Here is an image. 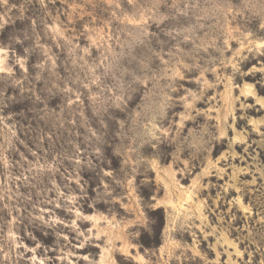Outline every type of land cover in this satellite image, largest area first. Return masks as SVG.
I'll return each mask as SVG.
<instances>
[{
    "label": "rangeland",
    "instance_id": "rangeland-1",
    "mask_svg": "<svg viewBox=\"0 0 264 264\" xmlns=\"http://www.w3.org/2000/svg\"><path fill=\"white\" fill-rule=\"evenodd\" d=\"M0 264H264V0H0Z\"/></svg>",
    "mask_w": 264,
    "mask_h": 264
}]
</instances>
